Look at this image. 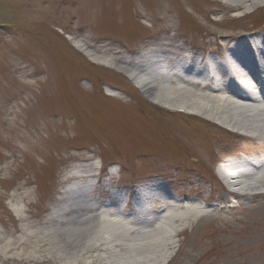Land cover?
<instances>
[{"label":"rangeland","instance_id":"374dc122","mask_svg":"<svg viewBox=\"0 0 264 264\" xmlns=\"http://www.w3.org/2000/svg\"><path fill=\"white\" fill-rule=\"evenodd\" d=\"M243 8L231 14L218 0H0V264H133L122 247L73 259L68 245L57 254L41 240L73 208L77 195L61 193L74 171L96 175L100 165L114 175L81 197L90 205L110 204L115 185L166 188L171 199L156 205L164 219L150 230L168 229L172 235L160 238L171 245L155 250L162 259L154 264L165 254V264H264V182L257 195L237 197L219 172L223 164L264 158V141L250 139L243 122L235 126L242 137L178 120L126 73L95 63L107 49L120 53L111 59L161 51L167 66L193 51L219 60L208 52L217 42L231 45L220 35H264V9L238 18L253 10ZM186 203L207 206L209 217L175 222Z\"/></svg>","mask_w":264,"mask_h":264},{"label":"bare ground","instance_id":"6f19581e","mask_svg":"<svg viewBox=\"0 0 264 264\" xmlns=\"http://www.w3.org/2000/svg\"><path fill=\"white\" fill-rule=\"evenodd\" d=\"M221 1L228 2L229 12L243 11L245 4H248L249 9H253L248 13L264 9V0H218V2ZM243 33L247 37L252 34L245 28H243ZM68 39L71 41V38ZM220 39H226L227 42L230 40L231 45L216 43L217 51L211 50L209 53H216L219 60L212 57H202L200 61L190 58V63L187 64L183 55L175 54L171 58L172 62L169 63V67H162L147 55H138L132 59H111V56L120 53L107 49L109 56L96 58L95 63L105 67L110 65L111 68L126 73L141 89L143 95L154 99L156 104L165 106L167 114L177 117L178 120L197 119L221 128L233 127L230 133L242 137L245 136V132L244 134L236 132L238 130L235 131V126L243 122L248 126L247 131L250 132L247 134H250L251 138L264 141V95L257 96L253 92V87L247 82L246 77L247 75L252 78L255 76L251 72L246 74L244 71V65L253 66L250 53L256 52L263 57L264 35L260 37L252 35L248 38L220 35ZM72 44L82 54L90 55L89 49L84 45L74 41ZM196 66L201 69H196ZM209 66L215 67L224 81L223 85L206 82L203 72L208 70ZM108 91L113 90L108 89ZM2 127L5 128L6 124ZM31 139L34 144L39 142L35 132ZM219 172L230 188L238 187L235 190L243 193L244 196H255L260 187L259 184L264 182V158L244 159L239 161L235 167L223 164ZM85 173L80 177L73 176L72 180L89 177V173ZM70 190L71 188H68L61 194L66 195ZM150 196L151 194L146 189L138 193L136 198L142 199ZM165 203H167L166 198L163 204ZM183 207L186 209L185 214L175 215L173 217L175 222L187 220L191 215L199 219L198 222L202 224L204 219L209 217L206 210H200L190 203L183 204ZM61 210L59 207L53 209V215ZM163 212H166L165 208H162L156 217L149 219L134 217L133 220L126 222L130 219V215H124L118 211L117 206L90 205L87 201L84 202L80 195H77L73 197V208L54 221L58 223L59 228L48 232L46 236L41 237V240L49 242L57 254L63 243L68 245L73 252V259L78 258L82 253L103 251L105 246L113 245L122 247L127 255L125 258L132 259L133 264H154L162 259V254H155V250L163 247L168 250L171 245L167 241H161V238H169L172 235L168 229L161 228L158 232L150 230L164 219ZM3 249L8 251L9 246L6 245Z\"/></svg>","mask_w":264,"mask_h":264}]
</instances>
